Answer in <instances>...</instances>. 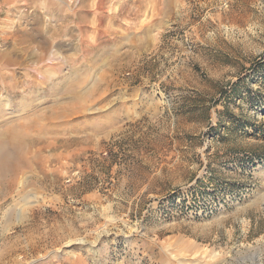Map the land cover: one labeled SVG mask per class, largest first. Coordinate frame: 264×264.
Here are the masks:
<instances>
[{
    "label": "rangeland",
    "instance_id": "374dc122",
    "mask_svg": "<svg viewBox=\"0 0 264 264\" xmlns=\"http://www.w3.org/2000/svg\"><path fill=\"white\" fill-rule=\"evenodd\" d=\"M59 2L0 30V264H264V0Z\"/></svg>",
    "mask_w": 264,
    "mask_h": 264
},
{
    "label": "crops",
    "instance_id": "0c3cea01",
    "mask_svg": "<svg viewBox=\"0 0 264 264\" xmlns=\"http://www.w3.org/2000/svg\"><path fill=\"white\" fill-rule=\"evenodd\" d=\"M59 4V0H0V21H3L0 24V30H7L6 27L10 28V24L7 21L15 19L13 16L19 19L21 15H28L31 12L42 14L44 9L46 11L52 10L54 7H58ZM1 34L6 35L7 33L4 31ZM5 42L7 41L0 38V43ZM51 115L50 120L57 121L59 114L55 112Z\"/></svg>",
    "mask_w": 264,
    "mask_h": 264
},
{
    "label": "bare ground",
    "instance_id": "6f19581e",
    "mask_svg": "<svg viewBox=\"0 0 264 264\" xmlns=\"http://www.w3.org/2000/svg\"><path fill=\"white\" fill-rule=\"evenodd\" d=\"M56 68V67H55ZM41 94V93H40ZM81 97V96H80ZM54 119V118H53ZM41 120V119H40ZM23 133H25V131L23 132ZM23 133L22 132H20V131H18L17 129L16 130H14V131H12V135H11V142H10V146L12 147V148H16V146H20L21 145V143L22 142H24V141H26V138L25 137H23L22 135H23ZM28 133H25V135H27ZM28 136H29V134H28ZM3 137V136H2ZM28 138V137H27ZM30 138H32V137H30ZM1 139H3V138H1ZM6 142V141H5ZM21 146H23V145H21ZM20 146V147H21ZM7 146L6 145H3V143H0V175L2 176L3 174H2V171L4 170L5 172H6V167H4L2 164H4V162H3V160H2V157H5L4 155H5V153L4 152H7V151H5L4 149L6 148ZM4 154V155H3ZM16 156H18L19 157V155L17 154ZM18 157H16V158H18ZM21 157H22V155H21ZM20 160V159H19ZM8 164V163H7ZM6 165V164H5ZM12 166V165H11ZM8 168H10L11 169V167H8ZM18 169V167H15L14 169H12L11 171H18L17 170ZM15 174V173H14Z\"/></svg>",
    "mask_w": 264,
    "mask_h": 264
}]
</instances>
